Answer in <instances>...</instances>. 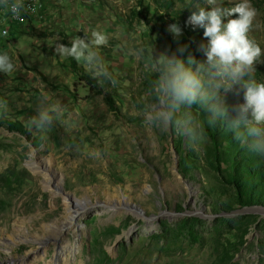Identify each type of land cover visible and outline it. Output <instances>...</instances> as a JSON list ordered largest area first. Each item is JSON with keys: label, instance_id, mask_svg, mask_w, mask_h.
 Masks as SVG:
<instances>
[{"label": "rangeland", "instance_id": "rangeland-1", "mask_svg": "<svg viewBox=\"0 0 264 264\" xmlns=\"http://www.w3.org/2000/svg\"><path fill=\"white\" fill-rule=\"evenodd\" d=\"M37 1L24 0L20 22ZM239 2L92 0V31L108 37L98 50L109 73L98 78L103 93L93 86L82 92V79L93 76L87 65L71 85L75 104L61 101L55 90L41 93L36 87H45L24 74L0 80V101L7 104L0 117L20 122L23 130L0 127V264L37 249L45 257L28 264H264V214L256 210L264 208V155L250 151L220 121L214 127L224 129L220 137L226 140L219 137V145L205 131L199 140L184 135L185 123L195 136L210 118L197 105L177 113L176 130L161 131L144 119L157 104L151 50L155 58L205 61L203 29L188 18L201 7ZM250 2L257 15L248 36L261 47L253 78L264 82V0ZM229 18L237 16L224 22ZM12 19L0 23L8 28ZM170 25L179 27L178 36ZM186 49L193 50L190 56ZM59 71L63 80L73 78L71 71ZM105 94L116 98V111ZM226 100L231 108L243 103V89L234 86ZM57 102L61 111L52 129H30L29 119ZM41 161L50 162L60 190L47 189L30 168ZM84 198L89 202L77 223L79 236L68 227L61 252L51 232L62 224L68 202Z\"/></svg>", "mask_w": 264, "mask_h": 264}, {"label": "clouds", "instance_id": "clouds-1", "mask_svg": "<svg viewBox=\"0 0 264 264\" xmlns=\"http://www.w3.org/2000/svg\"><path fill=\"white\" fill-rule=\"evenodd\" d=\"M207 2L216 5V0ZM0 7L8 9L16 17L27 11L24 0H0ZM234 15L237 18L224 22L225 18ZM256 15L250 0H240L229 8L213 6L210 10L201 7L193 11L187 23L193 28L203 29L207 40L206 45H201L205 61L189 57L185 63L175 55L170 57L167 54L155 58L151 50V68L156 73L151 90L157 104L144 117L147 125L164 132L179 129L177 113L197 105L211 114L209 124L214 126L217 121L222 122L236 140L250 151L264 155V82L253 78L261 47L248 36ZM170 31L177 36L180 34L177 25H170ZM107 44V35L94 30L91 40L86 35L84 38L77 36L70 46L59 44L55 52L62 59L71 57L87 65L96 79L109 76L98 51ZM15 69L11 57L6 52L0 53V72L11 75ZM246 76L249 79L245 80ZM236 85L243 89V103L230 109L226 97ZM0 107L6 110V101H0ZM60 111L58 102L40 109L36 116L29 119L30 129L35 128L41 133L50 131ZM184 135L199 140L204 135L203 126L200 124L193 136L185 123Z\"/></svg>", "mask_w": 264, "mask_h": 264}, {"label": "crops", "instance_id": "crops-1", "mask_svg": "<svg viewBox=\"0 0 264 264\" xmlns=\"http://www.w3.org/2000/svg\"><path fill=\"white\" fill-rule=\"evenodd\" d=\"M38 1L34 4V12L27 13L22 22H12L9 36L0 37V53L6 52L16 65L11 75L0 72V80L11 82V78L22 79L20 76L24 74L32 83L45 87L44 90L36 87L41 93L47 89L55 90L61 93V101L72 98L75 104L77 88L73 89L71 85L76 79L79 80V69L85 64L71 57L62 59L55 49L61 43L70 46V42L77 36L84 38L86 35V38L91 40L92 0ZM48 60H52V66ZM75 67L78 68L77 71ZM61 69L71 71L73 78L70 81L63 80L60 74L62 72L59 71ZM82 80L86 81L80 83L82 92L92 91V83H88L85 78Z\"/></svg>", "mask_w": 264, "mask_h": 264}, {"label": "bare ground", "instance_id": "bare-ground-1", "mask_svg": "<svg viewBox=\"0 0 264 264\" xmlns=\"http://www.w3.org/2000/svg\"><path fill=\"white\" fill-rule=\"evenodd\" d=\"M10 15V16H9ZM1 14V20H6L11 18V14ZM42 163H30V168L37 174L41 175L43 177V183L45 187L48 188H55L60 190L59 187V180L55 176L52 170V166L49 162L41 161ZM72 199V197H70ZM89 200L87 198L84 199H76L72 200L71 202H68V212L65 216V218L62 221V224L58 227H55L51 232V238L54 240V245L58 248L59 251H63V249L67 245V239L65 238V232L67 231L68 227H71L73 231L78 234L79 232V225H77L78 220L84 218L85 213L84 211L81 212V210H84L88 206ZM88 208H91L90 206ZM252 210V209H251ZM256 210L260 211V213L264 214V208L263 207H256ZM93 211V209H92ZM138 215H142L138 210L134 211ZM150 223L154 222V219H148ZM79 236V234H78ZM129 236V234H128ZM127 236V237H128ZM72 250V249H70ZM65 251V250H64ZM63 251V252H64ZM74 249L72 250V252ZM71 252V251H70ZM45 257V252L42 249H37L29 253V255H26L23 259L16 260L13 259L9 262V264H15L16 261H18L19 264H28L30 262L34 261H40Z\"/></svg>", "mask_w": 264, "mask_h": 264}, {"label": "trees", "instance_id": "trees-1", "mask_svg": "<svg viewBox=\"0 0 264 264\" xmlns=\"http://www.w3.org/2000/svg\"><path fill=\"white\" fill-rule=\"evenodd\" d=\"M192 51H193L192 49H186V54H188V56H190V53H192ZM75 70L77 71L78 68L75 67ZM85 79L87 80L88 83H92V86H93L94 90H96V93L100 94V93L104 92L103 89L98 86V78L94 79L92 76V78L86 77ZM105 97H106L105 98L106 102L109 104L110 110L116 111L117 110L115 107L116 98L113 95H106V94H105ZM231 102H232V100L230 101V103H228L230 108H231ZM0 127H4L6 129H9V130H16V131L23 133V130L21 129V127H22L21 123L16 121V120H11L8 118L3 119L0 117ZM223 130L224 129H222V128L214 127L213 125L209 124L207 121H205V123H204V131L209 136L211 141L213 143H215V145H219L220 138H223V139L226 138V137H220V133ZM224 140H226V139H224ZM7 171H9V169Z\"/></svg>", "mask_w": 264, "mask_h": 264}, {"label": "built area", "instance_id": "built-area-1", "mask_svg": "<svg viewBox=\"0 0 264 264\" xmlns=\"http://www.w3.org/2000/svg\"><path fill=\"white\" fill-rule=\"evenodd\" d=\"M1 14H5L4 9L2 7H0V19H1ZM8 14H11V18H13L12 22H20L19 16L18 17L14 16L10 11ZM16 20H18V21H16ZM10 30H11L10 27L7 28L0 23V34H2L4 36H9Z\"/></svg>", "mask_w": 264, "mask_h": 264}, {"label": "water", "instance_id": "water-1", "mask_svg": "<svg viewBox=\"0 0 264 264\" xmlns=\"http://www.w3.org/2000/svg\"><path fill=\"white\" fill-rule=\"evenodd\" d=\"M62 192H63V193H65V191H64V190H63Z\"/></svg>", "mask_w": 264, "mask_h": 264}]
</instances>
